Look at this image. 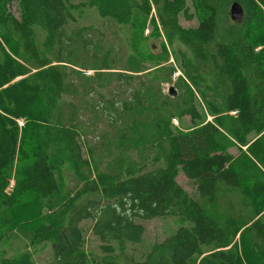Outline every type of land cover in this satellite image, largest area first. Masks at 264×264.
<instances>
[{
  "label": "trees",
  "instance_id": "1",
  "mask_svg": "<svg viewBox=\"0 0 264 264\" xmlns=\"http://www.w3.org/2000/svg\"><path fill=\"white\" fill-rule=\"evenodd\" d=\"M189 1L192 13L184 0H0V264L23 257L4 260L10 239L48 246V264H89L82 221L126 263L264 264V0ZM86 9L99 25L79 24ZM151 10L184 49L173 96L163 86L175 69L146 68L115 38ZM196 103L212 120L173 132V119L199 122ZM163 217L175 229L133 262L142 223Z\"/></svg>",
  "mask_w": 264,
  "mask_h": 264
},
{
  "label": "rangeland",
  "instance_id": "2",
  "mask_svg": "<svg viewBox=\"0 0 264 264\" xmlns=\"http://www.w3.org/2000/svg\"><path fill=\"white\" fill-rule=\"evenodd\" d=\"M80 2L83 0H74ZM185 5L188 7L189 12L192 13L191 5L189 0H184ZM12 13L14 16H17V11L13 5ZM84 17L79 21V24L86 26L91 23L100 24L99 20L96 19V15L93 11L86 9L84 12ZM151 16L144 17L139 13H133L132 25L131 27L123 28L119 33L117 27L114 23L108 22L104 30L106 33L110 34L111 32L115 33V38L120 35L122 38H125L127 44L135 47L140 55L143 58L146 68L152 69L156 66L165 65L170 66L175 69V74L172 76L170 83L163 86L164 93L168 91L169 88L178 92L177 88L174 85L175 78L179 75V56L181 53H184V49L177 44L172 42L169 44L163 32L159 27L152 24L151 20L154 18V11L151 10ZM196 19L193 18L191 21H185L181 16L178 17V24L183 28H192L196 26ZM35 40L36 45L40 49V44L43 40V33L35 30ZM87 75L91 74V71H86ZM198 112L200 114L199 122L191 123L188 117H182L180 120H172V130L175 133L184 134L191 130L192 127H198L203 125L206 122H210L212 117H210L205 109L199 104L196 103ZM19 124H21L19 122ZM232 153L235 150H231ZM84 154V150H83ZM85 157V155H83ZM176 183L186 192V194L192 199H196L197 194L195 191L194 183L190 180H187L181 172H178L175 177ZM13 181L10 180L5 193L10 194ZM96 197L93 195H86L79 204L85 203L87 200H93ZM31 199L30 196H26L23 201L28 202ZM35 223V219H27L19 223L20 227L31 229ZM144 232L142 238L138 244L128 245L126 252L131 254L133 257V262L143 261L145 255L148 253L149 248L152 244L161 242L164 240L165 236L171 233L176 224L174 219L171 217L156 218L149 221H144L143 223ZM90 221H82L79 226L81 228L82 234L84 236V250L88 254L89 264H104L107 262H115V264H132L131 262L126 263L124 259L117 258L114 255L107 257L101 253L99 250V242L91 236L90 233ZM61 231V230H60ZM59 231V232H60ZM24 254H27L26 256ZM23 257L16 261V264H48L51 261V253L48 246L43 245H27L24 241L19 239H10L9 246L7 248V253L4 260H13L16 256ZM128 257V256H127ZM112 258L113 260L109 259Z\"/></svg>",
  "mask_w": 264,
  "mask_h": 264
},
{
  "label": "water",
  "instance_id": "3",
  "mask_svg": "<svg viewBox=\"0 0 264 264\" xmlns=\"http://www.w3.org/2000/svg\"><path fill=\"white\" fill-rule=\"evenodd\" d=\"M229 16L232 21H240L242 17V8L237 3H232L229 6ZM168 93L173 96L174 93L172 92V89H168Z\"/></svg>",
  "mask_w": 264,
  "mask_h": 264
}]
</instances>
